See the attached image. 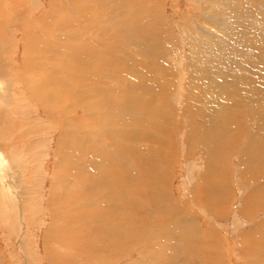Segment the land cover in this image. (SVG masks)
Segmentation results:
<instances>
[{"label": "rangeland", "instance_id": "rangeland-1", "mask_svg": "<svg viewBox=\"0 0 264 264\" xmlns=\"http://www.w3.org/2000/svg\"><path fill=\"white\" fill-rule=\"evenodd\" d=\"M67 1L69 6L65 15L69 14L71 28L60 24V17L64 19L62 13L54 12L49 22L48 18L40 20L39 30L43 34L37 31L34 36L41 34L38 36L47 49L38 43L27 46L26 61L31 59L37 65L42 61L43 67L51 72L60 67V72H52L51 76L54 79L60 77L62 81H67L65 71L72 69V63L90 66V73L95 78L92 82L113 105L115 99L117 102L124 99L119 96L123 91L120 89H124L123 92L131 89L141 94L140 90H134L136 85L126 84L131 82L127 80L129 77L124 81L130 71L127 68L136 66L141 79L158 83L157 90L153 89L154 95L149 96L153 110L149 114L136 112V116L128 113L124 120L120 116L117 119L123 111L112 113L115 120L111 114V119H94L96 125L107 126L109 134L106 137L102 135L101 139L95 136V145L90 144L92 149L86 148L89 155L86 159L92 165L84 161L81 162L84 168L75 167L80 160H73V149L68 146L69 151L63 148L68 151L62 157L63 165L53 170L55 160H58L55 157L56 140L62 131L59 125L55 130L50 129L52 120L45 117L43 110H38L37 102L28 98L14 74L15 80L11 84L13 95H19L17 105H21L16 118L29 122L30 126L26 124L24 127L32 128V124H38L34 127V134L30 130L25 133L23 143L38 140L37 146L41 143L42 147L36 146L37 153L24 151L25 163L17 152L8 149L9 154L13 155L14 151L16 160L19 158L21 161L17 164L22 175L18 182L28 186V194L21 200L24 213L20 210L17 219L7 221L11 231L5 226L4 220L7 219L2 218L0 211V264H264V90H257L254 100H251L243 96L245 88L242 86L224 84L223 91L218 93L220 104L216 101L218 107L215 111L225 105L232 110L227 112L226 109L227 115L219 116V126L214 120L215 127L207 126L206 112L196 110L193 104L188 106L191 103L203 104L204 96L215 92L212 88L205 95L200 92L201 84L207 81L202 78L203 74L208 78L215 71L217 75L226 72L229 76L225 67L218 70L219 63H226L228 68L239 72L241 59L249 53L258 59L263 55L264 0ZM3 2L15 11L25 8L23 0ZM62 2L52 0L54 11L59 6V9L64 8L66 2ZM79 2L83 8L85 6L86 13L80 32L75 23V16L79 14L75 6ZM50 4L49 0H32V15L46 14L47 17ZM61 29L63 32L57 34ZM0 30L1 37L5 34L2 47L0 45V57L19 66L24 55L23 44L19 41L21 35L5 28ZM76 31L77 37L80 38L82 33L85 41L80 43L73 37L71 42L75 46L67 47L71 52L67 55L64 52V55L61 49L66 41L61 42L60 36L70 33L73 36ZM74 49L79 52L74 54ZM209 56L212 57L209 61L213 60L211 64ZM79 66L74 65L75 73ZM242 77L239 76L238 80L241 81ZM247 92L250 93L249 90ZM141 95L148 98V94ZM92 99L101 102L102 95H93ZM60 112L63 111L59 110L55 115L62 118ZM43 124L45 128H42ZM104 139L111 149L105 148ZM64 168H67V175L70 173L66 179L71 177L72 181H68L71 188L66 190L62 203L66 206L63 210L65 217L61 218L64 228L57 237V245L53 243L46 256L42 246L43 233L50 226L51 213L55 211L52 205L57 202L54 197L50 200L53 196L50 195L52 181L54 177L59 180L65 174ZM37 169H41V174H36ZM87 181L89 184L85 185ZM90 184L93 189H86ZM2 206L0 199V210ZM26 222H29L28 226ZM18 226L23 228L20 234L32 230V240L24 242L19 232H15ZM22 241L24 243L21 244Z\"/></svg>", "mask_w": 264, "mask_h": 264}, {"label": "bare ground", "instance_id": "bare-ground-1", "mask_svg": "<svg viewBox=\"0 0 264 264\" xmlns=\"http://www.w3.org/2000/svg\"><path fill=\"white\" fill-rule=\"evenodd\" d=\"M4 0H0V29H3L5 28L6 31L7 29L8 30H12L13 33L16 32V33H19V35H21L20 37V42L22 45V50H23V59L21 60V64L19 66H15L13 64H10L9 62L5 61V59L1 58V54H0V199L2 201V204L3 206L1 207V215H2V218L4 219H7V220H4L6 225L5 226H10V224L7 222L8 220H13V219H17V215L18 212H22V197H26L27 194H28V191H26V189L28 188V186L26 185L25 187L22 185V184H19L20 182V179H22V175L18 172V168L17 166L19 165V163L21 162L19 160V158H21V160L23 159L24 163L25 161L27 160V158H25V156L22 154L24 151H27V150H32L34 151V153H37L35 152V149L36 146H37V143H38V140H36V142H31V143H23L26 139V135L25 134L27 131L29 132V130L32 132L33 131V134H34V131H36L34 129V127H37L38 124H32V128H30V124L29 122H24L23 119H17L16 118V115H18L17 113V109L21 108L20 104L17 105L18 101H17V95L18 94H15V96L13 95V90H12V81H14V74L17 76L16 78H18L17 80H19L20 84L23 86V91H26V93L29 95L28 98H30V100H33L34 102H37V106L38 107V110L39 111H42L43 110V113L45 115V117L49 118L52 120V123L50 124L52 127H50V129H53L55 130V127H59V129H61L62 131V134L60 135V137L56 140V144H57V156L56 159L58 160H55V163L53 165V170H58V167L62 164L61 163V160H62V157L63 155L65 156V152H68L69 147H71V150L73 149V154H74V158L73 160H80V162H78V166L77 165H74V163H70L72 166L74 165L75 167H83L81 165V162H84L86 161L87 165H92L91 162L87 161V159L89 158V155L87 154V149L91 148L92 147H89L91 146L93 143V140L95 141L97 138L95 136H99L100 139H101V136H105L106 137V134L108 133L109 134V131L107 132V126H104L103 124H101V126H104V127H100L98 125L95 124L96 121L95 120H98L100 117H106V118H110V114L112 116V113H114L115 115V112L116 111H120L122 112L123 114L122 115H117V119L119 120V117L120 118H123L122 120L126 119L125 116L128 117V113H133L135 114L136 112H141V113H145V114H149L150 113V110H153L152 107H151V104H152V99L151 97H149L150 95H154V91L153 89L157 90V87H158V83L155 84L154 82H149V81H146V80H143L140 78L137 69H136V66L133 68V67H128L127 70H130L128 72V74H126V77H124V81L127 79L128 81H131L130 83L127 82L126 84H129V86H133V85H136L134 90L136 91L137 90H140L141 94L144 93V95L147 96L148 94V98L147 97H143V95H141L140 93H135V92H132L131 89H130V92H123L124 89H120V90H123V91H120V97L124 98L122 99L120 102L118 101H115L113 103H115V105H113L111 103V100L108 101V99L106 100L105 98V95L102 93L103 91H100V89L98 88L99 86L97 85H94V83L92 82L94 78L93 75H91L90 73V69L88 65L86 66H79L78 63L74 62L72 63V69L70 70H66V68L64 70L65 71V74L67 76V81H62L63 79H61L60 77H58V79H54L53 76H51L54 72V74L60 72L59 69H55L54 71H50L49 69H46L43 67L42 65V61L41 63L37 62L38 64H41V65H37L36 63H33L34 61H31V59L29 61H26L27 58H25V55L26 57L27 54H25V50L28 49L27 46H32V45H35L38 43V45H40L43 49H47L46 46H42V38H40L38 35H41V34H38L36 37L34 36L35 33L37 31H41L39 30L40 29V26H39V22L40 20H47L48 18V22L51 18V21H52V18L53 16V13L55 12H58V14L62 13L64 15V19L60 17V24H62L63 26L62 27H70V21L69 20V17L68 15H65L67 14V10H68V6H69V2L67 0H65L66 4L63 5L64 8H60L58 7L57 11H54V4L52 3V0H49L50 1V7L47 9V17H46V14L45 15H40L38 17H34V15H32V8H33V5H32V0L29 1V4H27V0H23L24 1V6L25 8H23V10L21 9H18V11L14 8L10 9L7 7V5L5 6L3 3ZM20 1V0H19ZM57 3H61L62 1L61 0H56ZM7 2V1H6ZM9 2V1H8ZM54 2V1H53ZM64 3V0L63 2ZM36 4V3H35ZM75 5V3H73ZM90 4V3H89ZM10 5H12L10 3ZM9 5V6H10ZM85 5V4H84ZM71 6V5H70ZM90 6V5H89ZM44 7V6H43ZM62 7V6H61ZM76 7V8H75ZM74 8L75 9H78V15H76V20L77 22L75 21V23H77V28L78 30L77 31H82L83 28L81 27V23L82 21L84 22V20H86V13H85V6L83 8L82 4L79 2L76 4ZM72 9L73 8V5L71 6ZM34 10V8H33ZM45 12V11H44ZM70 12V11H69ZM76 12V11H75ZM83 13V14H82ZM71 16V15H70ZM59 17V16H58ZM74 17V18H75ZM46 18V19H44ZM79 18V20L77 19ZM88 18V17H87ZM50 21V22H51ZM55 22V20H53V22L51 23L53 25V23ZM73 22V21H72ZM43 24V23H42ZM45 24V23H44ZM72 24V23H71ZM49 26V25H48ZM51 26V25H50ZM73 27V25H71ZM44 28V27H43ZM65 28V29H66ZM71 28V27H70ZM35 29H38V30H35ZM48 30V29H47ZM67 30V29H66ZM49 31V30H48ZM47 31V33H48ZM58 31V30H57ZM65 31V30H64ZM68 31V30H67ZM66 31V32H67ZM76 31V35L73 34L72 36V33H70L69 35L66 34V35H61L60 36V41L63 42L66 41L65 46L64 48H62L61 50L62 53L67 55V53L69 54V52H71V50L67 47H71V45H74L72 44V40L77 39L78 42L80 43H83L82 41H85L83 38H82V33L79 35V37L81 38H78L77 37V34L78 32ZM1 32V30H0ZM5 32V31H4ZM50 32V31H49ZM56 32V31H55ZM63 32L62 29L59 30L57 32V34ZM72 32V31H71ZM42 33V31H41ZM43 34V33H42ZM51 34V33H49ZM57 34L55 33V35L57 36ZM86 34V33H85ZM54 35V34H53ZM44 36V35H42ZM47 36V35H46ZM86 36H88L86 34ZM5 38V34L3 33V36ZM1 35H0V45L3 43V39H2ZM74 37V38H73ZM225 37V36H224ZM54 39V38H53ZM58 39V38H57ZM87 39V37H86ZM88 39L92 40V38L88 37ZM8 40V38H7ZM46 40V39H45ZM18 41V40H17ZM50 41V39H48V42ZM54 41V40H53ZM11 43V41H10ZM87 43V42H86ZM20 44V45H21ZM54 44V43H53ZM60 44V43H57V45ZM62 44V43H61ZM44 45H46L44 43ZM241 45V44H240ZM14 46V45H13ZM62 46V47H63ZM75 46V45H74ZM72 46V47H74ZM79 46V44H78ZM85 46V45H84ZM2 47V45H1ZM58 47H60V45H58ZM82 48V47H81ZM80 48V49H81ZM50 49V48H49ZM57 49V48H56ZM55 49V50H56ZM73 49V48H71ZM78 49V48H77ZM79 49V50H80ZM216 49V48H215ZM232 49V48H231ZM234 49V48H233ZM1 50V48H0ZM31 50V49H30ZM75 50V49H74ZM45 51V50H44ZM81 51V50H80ZM220 51V50H219ZM54 52V51H52ZM79 51L75 50L74 51V54L75 53H78ZM258 52V51H257ZM256 52V54H258ZM81 53V52H80ZM79 53V54H80ZM82 53H84L82 51ZM214 53V52H213ZM222 53V52H221ZM228 53V52H227ZM30 54V53H28ZM46 54V53H45ZM58 54V53H57ZM55 53V55H57ZM64 54V55H65ZM71 54V53H70ZM78 54V55H79ZM88 54V52H87ZM220 54V53H219ZM223 54H226V53H223ZM222 54V57L224 58L225 55ZM247 54V53H245ZM78 55H74L75 57H77ZM261 55V54H260ZM40 56V55H39ZM43 56V55H42ZM71 56V55H70ZM81 56V54H80ZM83 56V55H82ZM89 56V55H88ZM74 57V58H75ZM84 57H86L85 53H84ZM54 58V57H53ZM78 58V57H77ZM76 58V59H77ZM87 58V57H86ZM90 58V57H89ZM242 58V57H241ZM33 59V58H32ZM75 59V60H76ZM80 59V58H79ZM210 59H212L211 56H209L208 58V62L211 64L212 61H209ZM229 59V58H228ZM52 60V59H51ZM130 60V59H129ZM225 60V59H224ZM227 60V58H226ZM239 60V59H238ZM31 61V62H30ZM71 61V59H70ZM82 61V60H81ZM80 61V62H81ZM114 61V60H113ZM167 61V60H166ZM69 62V60H68ZM78 62V61H77ZM132 62V61H131ZM130 62V63H131ZM238 62V61H237ZM251 62V66H255V68L253 70H249L248 68L251 67L249 63ZM258 62V64H257ZM71 63V62H70ZM148 63V62H147ZM202 63V62H201ZM205 63V62H203ZM49 64V63H48ZM69 64V63H68ZM107 64V63H106ZM149 64V63H148ZM198 64V63H197ZM240 64V63H239ZM241 64H242V68L239 72H236L235 69H232V68H228L226 63H219L218 64V70H222L224 67L226 68V70H228L227 72L230 73L229 76H226V72H223V73H219V75H217V73H215V71L211 74L210 73V77L206 78L207 76H205V74L201 73V72H198L199 69H197V72L198 73H201V75L203 74L205 77H203L202 75V78L207 79V81H204L205 83L204 84H201L202 85V90L200 92H203V94L205 95V93H210V89L212 88V90L215 89V92H213L212 94H209L208 96H204V100L205 102L202 104V103H197L194 105V103H191V104H188L189 107H191V105L193 106V108H195L196 110H203L204 112H206L205 116H206V119L205 120L207 122V126H212V127H215V122L214 120L216 121L217 123V126H219V116L222 118L225 117V110L227 109V112L229 111V109H231L229 106L226 108V105L225 106H221L222 108H219V111H215L216 107H218V104L217 102L219 103V95L218 93L220 91H223L224 89V84L226 85H239V87H243L245 88L243 91H245V93L243 94V96L245 95L248 99L250 97V99L252 100L254 98V93L255 92H258L257 90L259 89H263L264 90V53L263 55L260 56V58L258 59L257 56L255 54H248L246 57L242 58L241 59ZM74 65L76 66H79L77 69H79L76 72V69H74ZM82 65V64H81ZM111 65V64H110ZM50 66V65H49ZM192 66V65H191ZM190 66V67H191ZM223 66V67H222ZM239 66V65H238ZM22 68V71L20 72L19 68ZM51 67H52V64H51ZM62 67V65H61ZM138 67V66H137ZM199 67L202 69V67L199 65ZM198 67V68H199ZM234 67V66H233ZM20 68V69H21ZM58 68V67H57ZM91 68V67H90ZM195 68V67H194ZM193 68V69H194ZM211 68V67H210ZM239 68V69H240ZM51 70H53L51 68ZM194 73L196 72V69H194ZM18 72L16 74V72ZM150 72V71H149ZM149 72L147 74H149ZM192 72V71H191ZM210 72V71H209ZM94 73V72H92ZM140 73V72H139ZM193 73V72H192ZM193 73V74H194ZM64 74V72H63ZM79 74V75H78ZM104 74V73H103ZM122 74V73H120ZM238 76H237V75ZM97 75V73H96ZM198 75V74H197ZM197 75H194V78L195 76L197 77ZM200 75V74H199ZM228 75V74H227ZM235 75L239 78V76H244V78L242 77L241 81L238 80V78L236 79L235 78ZM14 76V77H13ZM144 77V74L142 75ZM150 76V75H149ZM53 77V78H52ZM75 77V78H74ZM200 77V76H198ZM148 78V77H147ZM201 78V77H200ZM241 78V77H240ZM73 80H76L75 82L72 81ZM219 79H220V82H219ZM238 81H236V80ZM16 80V81H17ZM196 80V79H195ZM201 80V79H200ZM193 81V80H191ZM196 81H199V80H196ZM203 83V80L201 81ZM200 83V82H199ZM93 84V85H92ZM155 84V85H154ZM138 85V86H137ZM195 86V85H194ZM97 87V89H96ZM134 87V86H133ZM193 87V86H192ZM238 87V88H239ZM197 88V87H196ZM22 89V87H21ZM113 89H117V88H113ZM190 89V88H188ZM133 90V89H132ZM133 90V91H134ZM197 90V89H196ZM211 90V92H212ZM250 91V93H248L247 91ZM21 91V90H20ZM22 92V96L25 95V93ZM149 91V92H148ZM206 91V92H205ZM116 92V90H115ZM118 92V91H117ZM187 92V91H186ZM189 92V91H188ZM261 92V91H260ZM122 93V94H121ZM264 93V91H263ZM26 94V95H27ZM197 94V93H196ZM200 94V93H199ZM197 94V95H199ZM202 94V93H201ZM257 94V93H256ZM93 95H102V100L101 102H96V100L92 99V96ZM230 95V94H229ZM19 96V95H18ZM107 96V95H106ZM118 96V97H119ZM221 96V95H220ZM25 97V96H24ZM203 97V96H202ZM208 97L212 98V99H209ZM231 98V97H230ZM22 99V98H21ZM262 99L264 100L263 96H262ZM19 100V99H18ZM29 100V99H28ZM98 100V99H97ZM106 100V101H105ZM191 100V99H190ZM195 100V99H194ZM193 100V101H194ZM199 100V99H197ZM209 100V101H208ZM227 100V99H226ZM237 100V99H235ZM234 100V101H235ZM254 100V99H253ZM261 100V99H260ZM105 101V102H104ZM217 101V102H216ZM222 101V100H221ZM262 101V100H261ZM15 102V103H14ZM21 102V101H20ZM110 102V103H109ZM216 102V103H215ZM239 102V101H237ZM240 103V102H239ZM150 104V107H148ZM220 104V103H219ZM236 104V103H235ZM13 105V107H12ZM99 105L100 108H99ZM148 105V106H147ZM143 106V107H142ZM234 106V105H233ZM35 107V106H34ZM197 108H200V109H197ZM35 109V108H34ZM67 109V111L64 113V110ZM37 110V109H35ZM59 110L63 111V112H60L61 113V117H57V115H55V112L56 114L59 113ZM220 110H223V111H220ZM232 110V109H231ZM22 111V110H21ZM235 111V110H234ZM23 112V111H22ZM21 112V113H22ZM30 112L32 114H36V113H33L32 110H30ZM58 112V113H57ZM224 112V113H223ZM20 113V112H19ZM125 115V116H124ZM137 114H135L136 116ZM132 116V115H131ZM143 116V115H142ZM134 117V115H133ZM258 117V116H257ZM19 118V117H18ZM32 117H30L31 119ZM70 118V119H69ZM113 118V116H112ZM205 118V117H204ZM235 118V117H234ZM60 119H63L60 120ZM114 119V118H113ZM36 120V119H35ZM115 120V119H114ZM146 120V119H145ZM225 120H228V119H225ZM224 120V121H225ZM106 121V120H105ZM141 121V120H140ZM32 121L30 120V123ZM123 122V121H122ZM251 122V121H250ZM262 122V121H261ZM119 123V122H118ZM28 124L29 126H26L24 127V125ZM121 124V123H120ZM125 124V123H124ZM236 124V123H235ZM254 124V123H253ZM44 125V124H43ZM206 125V124H204ZM98 126V128H97ZM119 126V125H118ZM121 126V125H120ZM119 126V127H120ZM118 127V128H119ZM42 128H45V125L44 127ZM208 128V129H209ZM49 129V130H50ZM109 129V128H108ZM127 129V128H126ZM215 129V128H214ZM116 130V129H115ZM114 129L113 131L116 132ZM23 131V132H22ZM38 131V130H37ZM39 133V131H38ZM37 133V134H38ZM113 133V132H112ZM117 133V132H116ZM96 134V135H95ZM114 134V133H113ZM118 134V133H117ZM39 135V134H38ZM37 135V136H38ZM30 136V135H29ZM36 136V137H37ZM109 136V135H107ZM255 136V135H254ZM110 137V136H109ZM257 137V136H256ZM39 139V138H38ZM111 139H112V136H111ZM254 139V138H253ZM105 140V139H104ZM256 140V139H255ZM254 140V141H255ZM103 141V140H102ZM106 143H104V145L106 146L105 148H107L108 150L111 149V148H108V143H107V139L105 140ZM159 141V140H158ZM41 142V141H40ZM90 142V143H89ZM109 142V141H108ZM43 143V142H42ZM98 143H101L99 142L98 140ZM41 144V143H40ZM39 144V146H40ZM55 144V145H56ZM91 144V145H90ZM11 145V146H10ZM45 145V144H44ZM95 145V144H94ZM110 145V144H109ZM10 146V147H9ZM39 146H37L39 148ZM111 146V145H110ZM42 147V146H40ZM81 147V149H80ZM9 148H12V150H14L15 152L18 153L19 155V158L16 160V157H14V151H13V155H11V152L9 154V151L8 149ZM63 148L65 150H68V151H65L63 150ZM115 149V148H114ZM119 149V147H118ZM38 150V149H37ZM45 150V149H44ZM55 150V149H54ZM70 150V151H71ZM81 150H83V153H81ZM40 151V150H39ZM43 151V150H41ZM56 151V150H55ZM64 151V152H63ZM85 151V153H84ZM116 151V149H115ZM90 152V151H89ZM93 152V151H92ZM99 152V151H98ZM33 153V154H34ZM94 153V152H93ZM44 154V153H43ZM70 154H72L70 152ZM76 154V155H75ZM90 154V153H89ZM69 155V154H68ZM21 156V157H20ZM91 156V155H90ZM61 157V158H60ZM88 157V158H87ZM105 157V156H104ZM33 158V157H32ZM67 158V157H66ZM71 158V157H69ZM81 158H83L81 160ZM87 158V159H86ZM14 159L17 161L15 162ZM60 159V161H59ZM93 159V157H92ZM105 161V160H104ZM39 163V162H38ZM18 164V165H17ZM21 164V163H20ZM59 165V166H58ZM63 165V164H62ZM61 165V166H62ZM85 165V164H84ZM22 167V166H21ZM36 167V166H35ZM69 168V167H67ZM67 168H64V172L65 174H62L60 177H59V180L57 179V177H54L55 179L52 181L53 183V186L51 188V196L50 197L51 201H52V198L54 197L57 202H55L53 208H55V211L53 210V214L51 213V215L53 216L52 219H51V223H50V226L46 229V231H44V235H43V239H42V246H43V250H44V254H46V256L49 255V248L52 246L53 243H55L57 245V237L62 234V230H63V221H61L63 217V210L65 211V208L66 206L63 205L64 204V201H65V193L67 192L66 190H68V188H71L70 186V183H72V181L70 180V178L67 180L66 177H68V175H70V173L67 175L66 174V171H67ZM84 168V167H83ZM86 168V167H85ZM71 169V168H70ZM87 170V169H85ZM23 171V170H22ZM36 171V174L39 175V173L41 172V169H38L35 170ZM73 171V169H72ZM24 172V171H23ZM75 172V171H74ZM106 172V171H105ZM22 173V172H21ZM57 173V171H56ZM55 173V174H56ZM41 174V173H40ZM59 174V173H58ZM75 174V173H74ZM44 175V174H43ZM73 175V174H71ZM75 176V175H74ZM105 176L108 178L109 176L105 174ZM77 178V177H76ZM74 179V178H72ZM103 179V178H102ZM70 180V183H68V181ZM19 181V182H18ZM23 182V181H22ZM51 183V184H52ZM74 184V183H73ZM86 184H89V182H85V185ZM36 186V185H35ZM78 186V185H77ZM32 187V186H31ZM34 187V186H33ZM73 187V186H72ZM89 188L90 190L93 189V186L92 184H90L88 187H86V189ZM33 189V188H31ZM63 191L64 189V192H61L59 193L60 191ZM50 190V189H49ZM26 191V192H25ZM57 194H61V196L57 195ZM26 195V196H25ZM102 195V194H101ZM49 196V195H48ZM31 197V196H30ZM36 197V196H35ZM26 199V198H24ZM28 199V197H27ZM38 200V199H37ZM49 200V199H48ZM101 200V199H100ZM17 203H14L16 202ZM30 201V200H28ZM49 201V202H51ZM48 202V203H49ZM92 202V201H91ZM94 202V201H93ZM97 202V201H95ZM13 203V204H12ZM63 203V204H62ZM50 204V203H49ZM260 204V203H259ZM16 205V206H15ZM27 205V203H26ZM40 205V204H39ZM57 205V206H56ZM62 205V206H61ZM87 205V204H86ZM75 207H79L74 205ZM94 206V205H93ZM257 206V204H256ZM21 208V209H20ZM68 208V207H67ZM29 209V208H27ZM32 209V208H31ZM263 209V208H262ZM33 210V209H32ZM51 210V208H50ZM49 210V211H50ZM16 211V212H15ZM27 211V210H26ZM257 211V209L255 210ZM260 211V210H259ZM24 213V212H22ZM29 213V212H28ZM34 214V213H33ZM65 214V213H64ZM30 215V214H29ZM26 216V215H25ZM1 217V216H0ZM29 217V216H28ZM28 219V218H27ZM64 219V218H63ZM30 220V219H28ZM18 221V220H17ZM24 223V221H22ZM67 222V221H66ZM19 223V222H18ZM68 223V222H67ZM66 223V224H67ZM73 223V222H72ZM1 224V223H0ZM13 224V223H12ZM29 222H26V226H28ZM13 226V225H12ZM68 226V225H67ZM9 228V227H8ZM16 229V228H15ZM10 230V228H9ZM23 231V228H20V226H18V230H14L17 234L19 232V236L20 238L22 237V240L24 242H28L29 239L32 240L33 238V234H32V230L29 231V232H22L20 234V231ZM11 231V230H10ZM24 233V234H23ZM14 235V234H13ZM32 237V238H31ZM20 242L21 244L24 243V242ZM60 243V242H59ZM20 244V245H21ZM54 245V244H53ZM22 246V245H21ZM253 253V251H252ZM257 254V252H256ZM208 256V255H207ZM38 259V258H37ZM247 259V258H246ZM214 260V259H213ZM249 261V260H248ZM264 263V262H263ZM33 264V263H32ZM246 264V263H245Z\"/></svg>", "mask_w": 264, "mask_h": 264}]
</instances>
